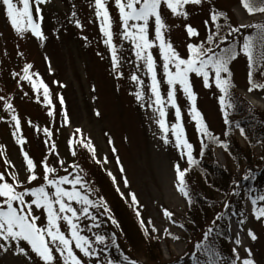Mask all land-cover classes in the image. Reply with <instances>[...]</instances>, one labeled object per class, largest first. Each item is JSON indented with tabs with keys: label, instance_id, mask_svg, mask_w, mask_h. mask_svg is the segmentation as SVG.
Here are the masks:
<instances>
[{
	"label": "snow or ice",
	"instance_id": "1",
	"mask_svg": "<svg viewBox=\"0 0 264 264\" xmlns=\"http://www.w3.org/2000/svg\"><path fill=\"white\" fill-rule=\"evenodd\" d=\"M49 0H0V10L6 18L12 31L20 38H25L27 33L38 41H45L43 30L42 5ZM117 12L119 31H114L117 19L113 17L109 4ZM240 4L249 14L264 13V0H240ZM89 8L93 10L95 20L99 22V31L104 39L102 43L110 54L111 69L117 80L124 77L121 70L124 57V45H129L134 59L127 63L134 66L129 76V81L135 86L132 93L141 108H151L154 113V122L158 125L160 138L163 144L170 143L169 134L179 149V158L173 164L175 191L185 200L186 206L193 205L192 192L190 190L188 173L199 161L194 155V145L189 142L183 123L181 106L177 100V93L182 94L188 102V116L195 123L196 132L201 137L200 154L204 151V138L216 142L227 149L226 141L219 140L210 130L202 112L197 107L198 94L194 91L193 78L201 81L203 88L218 90V102L223 114L224 124L228 125L229 112L227 109L235 108L236 102L232 97V63L241 55L246 58L248 67V91L264 89V84L254 80L253 68L264 75V24L232 25L226 12L212 5L211 0H90ZM205 12L206 17L201 26L192 23V18L199 12ZM71 23L79 29L84 25L77 19V13H70ZM179 21V23H176ZM91 22V21H90ZM180 29L183 37L181 47L178 48L172 38L174 29ZM254 29L253 34H244L241 38V30ZM119 36L121 43L117 45L115 38ZM86 40L87 37H84ZM242 40V42H241ZM19 45H17V48ZM156 50L157 55H154ZM6 54V53H5ZM23 57L22 52L16 53ZM98 55H101L98 53ZM45 61L48 57L45 55ZM33 64L25 62L20 71L13 70L11 75L21 89L23 82H27L38 102L42 103L49 117H54L53 94L49 86L43 81L38 72H33ZM159 69V71H158ZM143 72L147 79V93L145 92V80L137 73ZM49 72L51 67L49 63ZM54 83H59L54 81ZM166 85V93L162 90ZM63 87V85H60ZM42 90V91H41ZM27 96L28 93L24 92ZM42 95L43 99L40 100ZM147 95V101L145 97ZM63 114V123L67 125L69 118L62 95L58 97ZM3 108L8 113V122L12 128L11 135L23 158L21 172L16 165L7 158L4 149L0 145V157H3V171H0V255L11 254L23 256L27 264H122L111 258L109 243L118 248L115 233L112 237L100 234L93 229L100 228V217L106 216L113 225L119 226L118 221L111 215V209L103 196L92 198L94 189L92 182L86 179L85 170L73 159L71 163L60 157L57 145L52 140L53 130L45 127L42 129L44 143L47 145L46 155L37 162L25 150L26 138L21 133V120L13 106L10 97L0 96ZM174 110V122L167 120L168 109ZM99 111L96 115L99 116ZM0 116V120H4ZM29 125L32 122L28 121ZM37 131L40 129L37 127ZM242 136L245 135L243 127L239 129ZM227 136L228 132L225 131ZM126 139V138H125ZM69 152L73 158L78 156V149H84L89 158L97 165L107 162V157L102 160L97 158L95 145L90 138L83 136L82 130L76 128L73 136L67 141ZM108 143L113 145L111 138ZM113 153L117 149L113 145ZM56 157V164L50 163V157ZM264 159V157H262ZM180 160L186 161L187 166L181 167ZM116 162L120 165V172L124 169L119 157ZM39 169V171H38ZM63 170L64 174H59ZM115 184V177L111 171L107 172ZM249 169L241 180H255ZM125 186L128 180L124 177ZM120 192L119 187L116 188ZM245 203L250 205L244 211L228 212L231 204L225 201L222 211L214 214L213 221L207 229H201L200 238L193 243V250L187 253V264H262L255 257L251 246L244 243L246 237L251 242L258 240V235L251 227H246L249 216L264 227V190L254 186L241 187L240 181H233L231 195H241ZM123 197L124 194L120 193ZM131 206L135 207V214L146 237L157 232L155 225L149 218L147 225L141 216L139 201L134 193H129ZM163 215L172 224L174 213L167 208L163 209ZM233 216L236 217L233 220ZM92 223L85 225L83 221ZM226 220L227 240L231 243L230 255L225 258L222 250L217 247V240L225 236L219 230L218 222ZM195 225V221H192ZM235 223L236 231L232 232ZM181 229L184 224L178 225ZM151 229V232L149 231ZM85 231L92 235L84 234ZM164 233L172 236L168 228ZM179 240V236H173ZM244 255H241L240 249ZM79 253V254H78ZM102 253L103 258L102 257ZM35 257V259H34ZM128 257H124L127 261ZM130 264H137L132 260Z\"/></svg>",
	"mask_w": 264,
	"mask_h": 264
},
{
	"label": "rangeland",
	"instance_id": "2",
	"mask_svg": "<svg viewBox=\"0 0 264 264\" xmlns=\"http://www.w3.org/2000/svg\"><path fill=\"white\" fill-rule=\"evenodd\" d=\"M89 2L90 0H49L48 3L42 5L44 17L42 26L47 37L43 42L32 37L30 33H27L23 39L18 37L7 23L3 11L0 10V96L11 98L21 120L20 134L26 138L24 148L37 162L47 154V145L44 143L46 138L42 131L45 127L53 130L52 140L56 143L57 151L66 164L71 163L73 159L77 161L79 155L75 158L71 156L67 141L73 136L75 129L80 128L83 136L90 138L95 145L97 157L102 161L107 157V162L103 164L115 177L116 185L124 194L125 200L131 205L129 193H134L139 206H142L140 212L145 225L151 218L152 223L158 229L157 232L151 233L150 237L159 240L163 262L183 257V261L187 264L188 247L183 239V229L178 225L187 223L188 206L173 186L172 166L179 158V149L176 148L170 134V143L163 144L158 125L153 119V110L147 107L141 108L132 95L135 86L129 81L128 76L135 71V68L127 63V60L134 59V57L127 43L122 52L125 58L121 67L124 77L119 80L115 78V73L111 69L110 54L102 43L104 37L99 31V22L95 20L93 10L88 6ZM211 3L217 9L226 12L233 25H252L264 20V13L249 15L240 4V0H211ZM109 9L113 17L117 19L114 31H119L117 12L111 3ZM72 11L77 13L76 18L81 20L84 25L83 29L77 28L74 23L70 22ZM205 18H207L205 12H199L192 18V23L201 26L203 31L202 20ZM247 31L249 29L241 30V38ZM84 37L87 39L85 40ZM171 38L183 53L181 47L183 37L179 28L173 30ZM115 42L117 45L121 43L119 36L115 38ZM17 45H19L18 48ZM18 51L23 53V57L16 54ZM153 51L159 60L156 50ZM45 55L48 61H45ZM25 62L32 63V71L38 72L49 86L53 94L54 117L48 116L46 107L38 102L36 94L27 82H23L21 89L13 79L12 71H20ZM49 63L51 72H49ZM231 68L237 92L264 116V89L248 91L246 58L241 55L232 63ZM137 74L145 80V92L147 93L148 78L143 75L142 71ZM254 80L264 84V75H258ZM54 81L59 83H54ZM193 83L194 91L198 94L197 107L202 112L211 132L220 140L227 141L224 135L227 125L224 124L223 114L220 111L218 90L215 87L203 88L201 81L195 77ZM166 88V85H162L165 93ZM24 92L28 95L25 96ZM59 95H62L65 101L63 107L69 118L67 125L63 123L61 106L56 98ZM42 99L41 95L40 100ZM177 100L182 109L187 139L194 145V155L198 157L200 156L201 137L196 132L194 121L188 116V102L179 92ZM145 101H147V95ZM97 111L100 113L99 116L96 115ZM227 111L229 112V109ZM0 116L5 117L4 120H0V145L5 146L2 151L16 165V169L21 172V178H23V158L20 146L16 144L11 135L12 128L8 122V113L3 108V101H0ZM29 120L32 125H29ZM167 120L169 123L174 122V110L171 108L168 109ZM37 127L40 131L36 130ZM239 129L235 130L233 138L244 151L239 152L238 156L248 153L256 167L261 168L264 164V159H262L264 141L263 144L248 145L246 135L251 136L250 131L245 130V135L242 136ZM109 138L112 139L117 149L116 153L111 151L113 145L108 143ZM215 154L222 165L230 167L236 173H240V168L246 165L244 160L241 165L237 158H228L222 145L215 149ZM117 157L123 166V173L119 170ZM49 159L53 166L59 167L55 156ZM179 162L182 168L187 166L186 161L180 160ZM5 167L3 157H0V171H3ZM59 174L63 175V170H60ZM124 177L128 180L127 187L123 182ZM86 179L91 181L88 177ZM92 187L94 189L93 199L102 196L94 184ZM244 205L248 215L247 209L250 205L245 202ZM133 208L136 210L135 207ZM164 208L175 214L173 219L176 220V224H172L163 215ZM220 211L222 208L218 210ZM100 218L101 221H105L106 227L115 233L118 248L116 246L112 248L120 256H127L129 261L138 262V257L133 254L121 237L119 226L113 225L106 216ZM235 219L233 216V220ZM83 223L88 225L92 222L85 220ZM246 227L253 228L259 238L251 242L245 237L244 243L251 246L257 260L264 264V227L252 220L250 216ZM165 228H168L173 235L165 234L163 231ZM93 231L104 234L101 227ZM149 231L151 232V229ZM235 231L236 225L233 223L232 232ZM84 234L92 235L87 231ZM173 236H179L180 239L176 240ZM231 247L230 243L229 250ZM108 249L110 254L111 245H108ZM240 251L243 256V249L241 248ZM103 255L102 253L101 258ZM141 261V264H149L144 258ZM0 264H27V260L23 256L2 254Z\"/></svg>",
	"mask_w": 264,
	"mask_h": 264
},
{
	"label": "trees",
	"instance_id": "3",
	"mask_svg": "<svg viewBox=\"0 0 264 264\" xmlns=\"http://www.w3.org/2000/svg\"><path fill=\"white\" fill-rule=\"evenodd\" d=\"M230 24L233 25L231 19ZM254 24H264V20ZM245 29H249L246 34H253L255 31L252 28ZM253 73L254 79H256L258 75H262L256 68H253ZM231 93L236 102V107L229 108L230 123L226 128L228 132L226 136L227 149L223 147V150L228 158H237L241 165L244 160L246 161V165L240 168V173H236L230 167L222 165L215 155V149L220 144L204 138L203 155L201 156L200 154V156L197 157L199 161L198 165L194 166L187 175L190 190L193 194V205L188 207L186 216L187 223H183L184 228H182L184 233L183 239L188 247L187 253L193 250V243L200 238L201 229H207V227L211 225L214 214L222 208L225 201L231 204V208L227 210L229 213L244 211L245 215H247L244 207L243 193H241V195H231L233 181H240L242 188L254 186L259 190H264V164L261 168H257L255 162L248 153H244L239 157L238 153L244 150L237 143V140L233 138L235 130L243 127L244 130L250 131L249 135L251 136L246 135L248 145L257 143L263 144L264 133L262 132L264 131V116L258 113L255 108L237 92L234 81ZM78 155L77 162L85 170L86 177L91 180L92 184L96 186L100 194L107 201L112 216L118 221L121 237L125 240L133 254L138 257L137 264H141V259L143 258L149 264H185L183 257H179L173 261L163 262L159 240L157 238L152 239L150 236H145L134 208L120 195L121 192L116 191L117 185L116 183L114 184L112 178L108 176V170L105 165H97L93 162L84 149H78ZM249 169L256 179L249 181L241 180V177ZM193 220L195 221V225L192 223ZM225 225L226 220L218 222L219 230L223 231L225 236L222 239H218L216 243L217 247L222 250L225 258H227L230 255V250L227 240L228 233ZM100 227L104 231V235L110 238L112 237L113 232L106 227L105 221H101V218ZM109 245H111V258L122 262V264H130L131 261H124V257L120 256L119 253L112 248L113 245L110 243Z\"/></svg>",
	"mask_w": 264,
	"mask_h": 264
}]
</instances>
